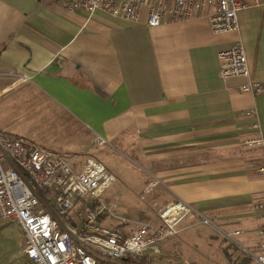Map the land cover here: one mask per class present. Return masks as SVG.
<instances>
[{"label": "crops", "instance_id": "0c3cea01", "mask_svg": "<svg viewBox=\"0 0 264 264\" xmlns=\"http://www.w3.org/2000/svg\"><path fill=\"white\" fill-rule=\"evenodd\" d=\"M66 2L0 0V103L5 93L37 88L93 136L138 143L168 197L162 205H195L258 249L264 144L243 141L253 134L246 114L253 106L264 134V92L240 91L242 78L219 79L216 53L240 42L249 77L264 83V0H243L238 29L219 33L204 16L150 26L145 9L129 23L70 11Z\"/></svg>", "mask_w": 264, "mask_h": 264}, {"label": "built area", "instance_id": "2783aa9c", "mask_svg": "<svg viewBox=\"0 0 264 264\" xmlns=\"http://www.w3.org/2000/svg\"><path fill=\"white\" fill-rule=\"evenodd\" d=\"M70 11L84 10L89 15L101 11L129 23H138L143 9L150 26L165 20L204 16L214 33L238 29V12L243 0H67ZM216 71L221 80L242 78L239 90L257 96L264 83L249 77L246 53L234 42L216 53ZM253 134L246 146L264 144V134L253 106L246 111ZM101 145L106 140L95 135ZM77 154L45 148L26 136L11 134L0 127V220L17 223L25 238L23 256L31 264H152L160 245L175 235L178 223L190 212L191 205L181 199L166 203L157 211L158 222L141 221L126 227L104 225L112 215L102 201L114 180L106 165L92 156H83L75 166ZM264 175V165L256 168ZM264 209V198L254 205ZM204 222L207 218L199 213ZM103 217V218H101ZM261 217H264L262 215ZM242 231H222L220 236L235 247L238 255L250 256L264 264V224L257 233L262 238L257 252L240 243Z\"/></svg>", "mask_w": 264, "mask_h": 264}, {"label": "rangeland", "instance_id": "374dc122", "mask_svg": "<svg viewBox=\"0 0 264 264\" xmlns=\"http://www.w3.org/2000/svg\"><path fill=\"white\" fill-rule=\"evenodd\" d=\"M4 100L8 103H3ZM0 125L8 133L24 135L45 148L73 150L77 154V167L83 156L101 160L114 175L101 198L113 213L106 217L104 225L115 227L119 219H123L127 228L141 221L158 222L157 211L168 197H161L164 192L161 181L151 173L147 152L141 151L138 143L123 145L116 138L97 144L93 141L96 132L89 125L58 106L51 94L37 88L29 94L20 90L5 93L0 103ZM82 147V151L77 150ZM191 207L178 223L175 235L160 245L152 264H233L227 254L236 258L237 250L220 236L227 230L219 229L208 214H203L208 219L204 222L196 206ZM237 240L257 252L255 247L242 242L240 235ZM24 243L17 223L0 220V264H31L22 254ZM250 264L257 263L252 260Z\"/></svg>", "mask_w": 264, "mask_h": 264}, {"label": "trees", "instance_id": "16d2710c", "mask_svg": "<svg viewBox=\"0 0 264 264\" xmlns=\"http://www.w3.org/2000/svg\"><path fill=\"white\" fill-rule=\"evenodd\" d=\"M101 218H103V217H101ZM228 245L230 246L229 243H228ZM228 245L225 246V249H224L225 252H227ZM227 256L232 261L233 264H250V262L252 261L251 257L250 256H246V255H239V256H237L236 258H233V259H232V255L227 254Z\"/></svg>", "mask_w": 264, "mask_h": 264}]
</instances>
